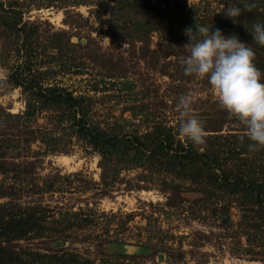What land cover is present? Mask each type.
<instances>
[{
    "label": "rangeland",
    "instance_id": "rangeland-1",
    "mask_svg": "<svg viewBox=\"0 0 264 264\" xmlns=\"http://www.w3.org/2000/svg\"><path fill=\"white\" fill-rule=\"evenodd\" d=\"M123 1L126 13L119 16ZM179 1L2 0L15 2L11 11L21 17L8 28L2 22L8 14L0 10V160L19 164L0 167V203L33 205L50 226L43 234L1 239L2 247L20 251L24 261L35 251L66 264H264L259 206L201 191L195 180L212 172L205 159L191 171L168 163L179 156L180 142L199 153L214 151L215 163L264 183V149L250 152L248 138L240 142L242 123L219 107L207 78L185 75L178 62L189 41L185 30L195 35L199 24L255 48L254 62L264 73V46L250 32L264 23V0ZM243 2L257 6L236 21L225 16L227 6ZM142 8L147 21L138 20ZM16 73L25 76L24 85L15 83ZM37 83L66 88L79 100V113L44 101ZM189 92L193 114L206 121V143L199 147L178 132L176 105ZM81 116L122 136L117 147L96 148L79 130ZM157 125L174 144L161 154L163 163L149 166L151 148L142 158L123 148L128 135L145 137Z\"/></svg>",
    "mask_w": 264,
    "mask_h": 264
},
{
    "label": "trees",
    "instance_id": "trees-1",
    "mask_svg": "<svg viewBox=\"0 0 264 264\" xmlns=\"http://www.w3.org/2000/svg\"><path fill=\"white\" fill-rule=\"evenodd\" d=\"M8 6H6L7 2H2L0 0V10H6L8 16L3 19V24L8 28L17 27L20 21V14L14 15L11 11L14 10L15 2H8ZM181 1L178 0V4ZM122 4L119 16L125 15V3ZM134 5L133 1L130 5ZM5 6V7H4ZM147 11L145 9H141V12L138 13L137 16L139 21H145ZM141 18V19H139ZM172 17L168 16V21L172 20ZM147 21V19H146ZM183 21V20H182ZM141 23V22H140ZM179 23L184 24L185 22ZM179 24V25H181ZM25 24L22 26H18L19 29H24ZM182 26V25H181ZM184 26V25H183ZM126 29V33L131 31L130 27L124 28ZM147 32H143L146 34ZM255 49V48H254ZM256 51V50H255ZM14 81L17 85H24L25 76H21V74L16 73L13 76ZM27 85V84H26ZM37 93L44 96V101L47 102H58L65 103L66 106L74 108L73 112H76V109L79 104V100L74 96L71 92L67 91L66 88L59 87H44L42 88L40 83H37ZM45 91V94L43 93ZM77 106V107H76ZM79 113V112H78ZM76 123L79 126V130L89 137L90 142L94 144L96 148L105 149L109 146L116 148L122 136H118L115 134H107L103 130L99 128V126H91L87 121L81 116L76 120ZM165 126H155L154 131H150L147 133L145 137H141L137 134L128 135V144H125V149L132 148L134 154L138 156V158H142L145 156L146 150L151 148L150 154H148V159L146 158L149 166L157 165L159 163H163V156L161 154L167 153L169 150H172L174 144V137L166 132ZM219 130V129H217ZM238 143V140L235 141ZM250 141H247L249 144ZM229 143H232L231 141ZM234 143V144H236ZM1 140H0V151L2 149ZM248 147V145H247ZM237 148V147H234ZM192 150V152H191ZM174 152H180L179 156L175 153V158H170L168 163L170 167L175 168L179 166V169L183 171H191L194 168V165L200 159H205V165L208 169H211V173L203 176L204 178L201 181L195 180V183L199 185L202 190H206L208 192L215 193L214 195H221L224 197L226 194L231 196L234 200L248 201L253 205H257L259 213H261V222L264 223V183L257 182L253 176H248V173H242V171H237L236 173H231L230 168H225L223 165L215 163V158L213 156L214 151L208 150L205 153H199L197 150H193L190 147H186L180 142L176 144V148ZM177 157L183 158V161H177ZM19 165L17 163H11L8 160H0V167L2 170H7L10 166ZM216 165H220L222 170H217L214 168ZM21 172L25 171L20 170ZM20 171L18 172L20 174ZM206 185V186H205ZM208 185V186H207ZM1 196V194H0ZM4 196V195H3ZM226 209V206H223ZM35 206L28 205L23 206L22 204H12L8 203H0V240L6 239L8 241L13 240V238L21 237V235H27L28 233L37 232L39 234H43L46 232L49 225L42 224L45 220V213L43 211L35 210ZM40 209V208H38ZM45 210V209H44ZM253 210L249 208L248 212H252ZM248 214L246 213V216ZM245 218V217H244ZM40 220H43L41 223ZM245 221L248 223L247 219ZM249 224V223H248ZM247 224V225H248ZM246 225V226H247ZM250 228V227H249ZM21 252L16 251L10 247H2L0 241V264H32L36 259L41 258L42 261L40 264H66V259L61 257H55V255H47V254H39L38 252L32 251L30 255L27 257V260L24 261L22 257L19 255Z\"/></svg>",
    "mask_w": 264,
    "mask_h": 264
},
{
    "label": "clouds",
    "instance_id": "clouds-1",
    "mask_svg": "<svg viewBox=\"0 0 264 264\" xmlns=\"http://www.w3.org/2000/svg\"><path fill=\"white\" fill-rule=\"evenodd\" d=\"M256 6L248 2H243L242 6L230 4L223 12L236 21L242 12H251ZM250 32L254 41L264 46V23H254ZM185 35L189 37L183 45L186 54L178 57L184 74L207 78L219 107L244 126L240 142L247 137L252 142L248 144L250 152L264 149V73L254 62L255 50L239 36L226 37L218 28L212 31L208 26L197 24L195 35L193 28L186 29ZM0 79H4L2 74ZM194 102L192 92L179 97L176 105L180 116L178 132L182 139L186 138L199 147L206 143V121L193 114Z\"/></svg>",
    "mask_w": 264,
    "mask_h": 264
},
{
    "label": "bare ground",
    "instance_id": "bare-ground-1",
    "mask_svg": "<svg viewBox=\"0 0 264 264\" xmlns=\"http://www.w3.org/2000/svg\"><path fill=\"white\" fill-rule=\"evenodd\" d=\"M59 158H60V160H62L63 162H67V163H68V161L70 160L67 156H60ZM70 158H71V157H70Z\"/></svg>",
    "mask_w": 264,
    "mask_h": 264
}]
</instances>
